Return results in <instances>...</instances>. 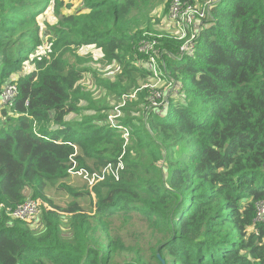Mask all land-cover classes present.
<instances>
[{
	"label": "trees",
	"instance_id": "trees-1",
	"mask_svg": "<svg viewBox=\"0 0 264 264\" xmlns=\"http://www.w3.org/2000/svg\"><path fill=\"white\" fill-rule=\"evenodd\" d=\"M81 1L84 15L63 14V0H0V95L18 88L0 103V264H264V0H216L183 58V42L155 30V12L168 19L175 0ZM51 2L45 43L35 24ZM154 40L182 87L160 115L142 88L154 77L141 44ZM90 46L119 69L96 77L123 99L115 125L82 86L89 69L64 59ZM76 147L100 173L121 160L119 180L58 185L85 162ZM55 186L72 201L56 204ZM28 200L42 203L34 224L6 214Z\"/></svg>",
	"mask_w": 264,
	"mask_h": 264
},
{
	"label": "built area",
	"instance_id": "built-area-1",
	"mask_svg": "<svg viewBox=\"0 0 264 264\" xmlns=\"http://www.w3.org/2000/svg\"><path fill=\"white\" fill-rule=\"evenodd\" d=\"M215 1L216 0H208L200 6L197 4H192L189 1L182 2L180 0H175L171 4L167 20L171 30H173L172 33H169L172 34L176 40L183 42V45L180 49L179 58H183L184 56L193 53L196 47V39L202 32L203 27L208 24V21L211 20L210 11H212ZM158 38H161V36H158ZM156 46L157 40L152 42L145 41L141 44L140 51L149 56L147 68L152 72L154 77V82L152 84H145L142 88H150L152 90L153 98L150 105L152 108L156 109L157 114L160 115L163 113V109L167 108L169 98L179 95L180 92H182V87L173 81L170 73H166L165 70L161 68L158 59L162 58V54ZM50 49L51 46L45 53L44 46L38 48L35 57L38 59L43 57L50 52ZM25 67L24 75L27 74L28 70L31 68V65H29L28 69ZM17 93V85H7L0 95V103L2 105L10 104L16 97ZM117 116L118 115H114L110 116L109 118L113 125V120L115 121ZM123 131L128 132L126 129ZM126 136L128 135L126 134ZM123 169L124 164L120 160L116 168H114L113 165H109L102 173H91L94 174L92 178L87 175V179H89L90 183L95 179L99 180L98 182L100 183L106 179L107 175H113L118 181L119 173ZM91 186L93 185L90 184V187ZM41 205L42 203L40 201L28 200L15 210L6 209V214L15 219L21 220L24 223L32 225L35 223L41 213ZM261 219H264V203L259 205V219L257 220L261 221Z\"/></svg>",
	"mask_w": 264,
	"mask_h": 264
},
{
	"label": "rangeland",
	"instance_id": "rangeland-1",
	"mask_svg": "<svg viewBox=\"0 0 264 264\" xmlns=\"http://www.w3.org/2000/svg\"><path fill=\"white\" fill-rule=\"evenodd\" d=\"M64 1V7H63V14L65 15H84L86 14V10L83 7V3L81 0H63ZM71 5V8L68 6ZM38 9V16L36 18V26H39L42 31L45 33V43L47 40L52 37V33L47 30V27L53 28L54 25L57 23V19L55 18V10H54V3L51 2L47 8ZM163 10L160 8L155 12V18L157 17V23H155V30L163 33H172L173 30H171L170 25L167 20V16L163 14ZM159 21V22H158ZM155 20H153V23ZM154 25V24H153ZM167 26V28H166ZM169 26V27H168ZM157 28V29H156ZM47 30V31H46ZM44 39V37H43ZM51 45L44 44V52L46 53L47 49ZM36 51L30 58V60L35 59L36 57ZM65 61L68 65H73L75 67H85L89 69V72H87L84 76V79L82 81V86L87 90L90 91L93 95V99L96 102V106L99 108H107V112L105 114H111L112 116L116 115L118 113V108L122 106L123 99L119 101L117 97H115L113 94L109 92H105L103 90H100L96 88V77L98 78H107L111 79L112 81L116 78V76L119 74V69L106 65L102 63V54L101 51H99L94 46L86 47L84 49H76L75 47H71L68 53L64 56ZM32 63L29 61L25 64V68L28 69L29 65ZM32 70V67L30 68ZM97 76H96V75ZM151 81L149 84H152ZM144 86V85H143ZM83 105H85V102H83ZM122 113L119 112V115ZM114 125L116 120L114 121ZM108 123H111L109 121ZM96 160L95 159H89L88 161L85 160L84 164L80 163H74L73 169L70 171L69 176L74 175V169H78L76 171L77 173L75 176L77 178L74 179V181L71 180V177H67L64 180H61L58 185L65 184L66 186L70 187L73 190H82V191H90L95 184H99V180L95 179L93 182H89V179H87V175L92 178L94 174L88 173L86 169H90L93 173H98L95 169ZM163 164V162H162ZM78 172H82L84 175L80 176ZM73 173V174H72ZM83 178V179H81ZM85 179H87V184L85 182ZM68 181V182H66ZM93 185L90 187V184ZM96 186V185H95ZM107 190H103V194L106 195ZM49 197L55 201L56 204L65 206L68 202L72 201L71 196L66 193L63 190H57V186L54 188H51L49 191ZM45 208H49L47 203L43 204Z\"/></svg>",
	"mask_w": 264,
	"mask_h": 264
},
{
	"label": "crops",
	"instance_id": "crops-1",
	"mask_svg": "<svg viewBox=\"0 0 264 264\" xmlns=\"http://www.w3.org/2000/svg\"><path fill=\"white\" fill-rule=\"evenodd\" d=\"M76 156H78V157L80 156V157L84 158V157H83V152H82V150H81L80 148H78V147H76ZM84 160H87V161H88L89 159L84 158ZM78 169H79V168H78ZM78 169L75 168V169H74V172H75L74 175L69 176V177H71V180H72V181H74V179L77 178V177H76L77 175L75 176V174L77 173L76 171H78ZM75 170H76V171H75ZM72 174H73V173H72ZM78 174H79L80 176H83V175H84L82 172H78ZM67 179H69V178H67ZM81 179H83V178H81ZM61 182H62V181H61ZM66 182H68V181H66ZM85 182H86V184H87V180H86V179H85ZM68 183H69V182H68Z\"/></svg>",
	"mask_w": 264,
	"mask_h": 264
}]
</instances>
